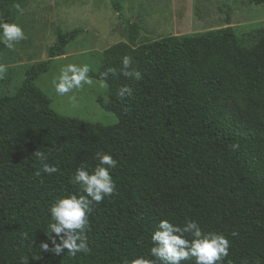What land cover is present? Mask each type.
<instances>
[{
	"label": "trees",
	"instance_id": "trees-1",
	"mask_svg": "<svg viewBox=\"0 0 264 264\" xmlns=\"http://www.w3.org/2000/svg\"><path fill=\"white\" fill-rule=\"evenodd\" d=\"M248 1L264 8V0ZM8 3L0 0L12 23L19 10L5 9ZM79 32H58L48 59L25 72L14 96L0 98V264L22 258L29 264L155 261L150 237L165 218L181 226L190 218L205 232L227 236L223 264H264V35L245 47L229 26L109 47L98 71L89 73L106 80L105 109L117 117L107 127L59 115L34 82ZM124 55L133 57L142 79L121 74ZM109 69L115 74L105 78ZM124 85L132 97L118 95ZM19 146L27 149L21 159ZM101 151L118 161L110 170L116 192L89 216L91 252L69 257L67 249L61 255L41 250V243L53 247L46 234L49 206L69 193L83 194L72 176L81 166L94 169ZM44 163L58 171L44 173Z\"/></svg>",
	"mask_w": 264,
	"mask_h": 264
},
{
	"label": "rangeland",
	"instance_id": "rangeland-1",
	"mask_svg": "<svg viewBox=\"0 0 264 264\" xmlns=\"http://www.w3.org/2000/svg\"><path fill=\"white\" fill-rule=\"evenodd\" d=\"M5 9L17 2L7 0ZM12 23H19L27 35L14 49L0 48V63L7 72L0 79V98L14 96L33 65L46 61L58 32L80 29L76 38L64 47L48 71L39 75L35 85L45 94L53 111L64 117L86 123L113 126L117 117L106 110L108 86L94 79L77 93L79 103L73 106L67 96H58L52 79L67 63H87L98 71L103 52L117 43L139 47L143 43L169 36H184L232 27L238 42L252 46L264 35V8L248 0H22ZM0 6V22L4 18ZM10 11V10H8ZM4 45V44H3ZM104 85V86H102ZM70 95V94H69ZM242 115H239V119ZM27 149L18 147L17 158ZM156 212L161 205L154 203Z\"/></svg>",
	"mask_w": 264,
	"mask_h": 264
},
{
	"label": "clouds",
	"instance_id": "clouds-1",
	"mask_svg": "<svg viewBox=\"0 0 264 264\" xmlns=\"http://www.w3.org/2000/svg\"><path fill=\"white\" fill-rule=\"evenodd\" d=\"M16 8L20 11L19 4ZM27 35L19 23L0 22V43L8 49H14L15 44L26 40ZM120 72L123 76L142 79V73L138 68L133 67V57L124 55L121 60ZM92 68L87 63H67L59 68L58 74L51 81L55 93L58 96H67L69 103L74 107L79 103L77 93L84 87L92 86L94 79L89 75ZM115 69H109L102 75L106 78L110 73L115 74ZM7 66L0 63V79L4 78ZM106 84V80L104 82ZM104 86V85H102ZM70 94V95H69ZM121 97H132L133 89L124 85L119 89ZM34 155L40 160L47 157L41 151ZM98 163L94 169L89 170L86 166L78 167L72 176V183L80 186L83 194L69 193L56 199L49 206L51 223L48 225V233L53 247L49 248L48 243H41L40 249L61 255L67 249L69 257H76L77 254H89L87 232L90 230L89 216L93 212L94 205L101 203L105 197L112 196L116 192V182L110 174L118 161L113 155L106 152H97L95 155ZM43 172L51 175L58 171L54 165L44 163ZM36 175H40L37 172ZM55 234L53 236L52 234ZM27 239V233H24ZM233 237L239 233L233 231ZM57 238L59 243H57ZM150 254L155 261L137 256L129 262L124 260L123 264H182L195 258V264H223L229 256L231 242L222 233L205 232L199 223L193 219L186 218L183 226L174 224L168 219H161L151 233ZM21 264H29L26 258H22ZM228 264H232L229 260Z\"/></svg>",
	"mask_w": 264,
	"mask_h": 264
}]
</instances>
